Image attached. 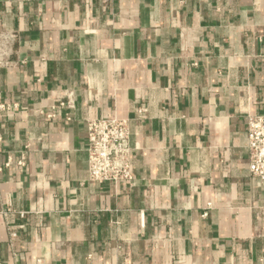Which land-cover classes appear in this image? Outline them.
Wrapping results in <instances>:
<instances>
[{"label": "crops", "instance_id": "0c3cea01", "mask_svg": "<svg viewBox=\"0 0 264 264\" xmlns=\"http://www.w3.org/2000/svg\"><path fill=\"white\" fill-rule=\"evenodd\" d=\"M0 39V264H264V0H0ZM89 119L131 183L87 181Z\"/></svg>", "mask_w": 264, "mask_h": 264}, {"label": "built area", "instance_id": "2783aa9c", "mask_svg": "<svg viewBox=\"0 0 264 264\" xmlns=\"http://www.w3.org/2000/svg\"><path fill=\"white\" fill-rule=\"evenodd\" d=\"M12 109H15V106L0 104L1 113H8ZM246 136L249 174L264 182V115L248 118ZM86 138L88 182L97 184L132 182L134 148L131 145V133L125 122L89 119L86 121ZM20 217L22 218L23 214Z\"/></svg>", "mask_w": 264, "mask_h": 264}]
</instances>
